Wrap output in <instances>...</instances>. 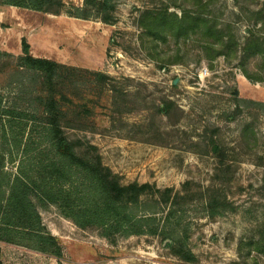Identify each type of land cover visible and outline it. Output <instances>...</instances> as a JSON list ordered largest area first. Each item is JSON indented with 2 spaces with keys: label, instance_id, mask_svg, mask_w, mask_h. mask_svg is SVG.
Returning <instances> with one entry per match:
<instances>
[{
  "label": "rangeland",
  "instance_id": "rangeland-1",
  "mask_svg": "<svg viewBox=\"0 0 264 264\" xmlns=\"http://www.w3.org/2000/svg\"><path fill=\"white\" fill-rule=\"evenodd\" d=\"M110 2L113 26L93 18L83 23L81 32L73 24L58 38L47 35L50 48L62 53V65L79 69L71 76L62 74V85L55 90L62 96L60 103L71 108L62 111L63 133L78 144V154L83 152L80 143L95 147L103 166L122 185L149 184L179 192L187 229L183 246L193 261L176 257L160 237H116L111 243L98 228L79 229L57 206L35 202L43 226L64 251L61 263L2 243L0 263L264 264V55L244 51L250 36L264 47V0ZM64 3L67 8L83 6V0ZM184 12L216 24L224 34V47L212 45L204 27H186L179 36L157 25L148 29L155 14L179 18ZM1 26L9 27L7 21ZM14 59L3 60L0 91L7 102L33 115L27 120L35 149L29 157H37L47 151L38 145L46 116L36 98L48 97L49 90L15 68ZM89 72L107 75L110 86ZM85 106L92 109L89 117L83 113ZM18 125L6 137L9 154L16 159L6 165L11 173L21 159ZM211 138L224 151L222 162L210 151ZM209 196L219 205L213 219L204 206Z\"/></svg>",
  "mask_w": 264,
  "mask_h": 264
},
{
  "label": "trees",
  "instance_id": "trees-1",
  "mask_svg": "<svg viewBox=\"0 0 264 264\" xmlns=\"http://www.w3.org/2000/svg\"><path fill=\"white\" fill-rule=\"evenodd\" d=\"M2 7H17L52 15L64 14L81 20L96 18L110 26L116 22L110 0H83L82 7L70 5L69 8L64 0H0ZM150 19L149 30L157 25L170 29L175 36L184 32L186 27H204L212 45L219 50L224 47V34L206 17L184 12L179 18L159 13ZM250 37L244 47L245 53L255 50L257 55H264L263 44L255 37ZM233 44L236 48L237 44ZM22 53V56L14 57L0 51V71L5 58H15V68L28 72L33 76V82L41 80L48 88V97L36 98L42 103L46 116L44 134L38 145L43 144L47 152L29 157L35 149L31 147L32 137L27 131V120L33 115L16 103L7 102L0 91V243L22 247L60 262L63 258L62 248L58 239L46 231L37 207V204L40 207L54 205L76 227L82 230L96 227L101 231V236L111 243L116 237H160L167 242L176 257L193 261V255L185 251L183 246L187 229L182 226L180 207L184 204L179 192L173 189L160 190L149 184L122 185L119 177L103 166L95 147L82 146L80 143L83 152L78 154V144L65 137L61 126L64 117L62 111L70 107L60 103L62 96L58 97L55 90L58 85H62L65 77L62 74L71 76L79 69L32 57L30 47L24 40ZM88 74L104 86H110L107 75ZM243 75L252 82V76L245 72ZM166 108L167 105L164 110ZM75 112L79 115L78 110ZM83 113L89 117L92 109L85 106ZM15 122L19 124L16 143L21 149V159L16 172L11 173L7 171L6 165L14 163L16 159L9 154L6 137L7 132L17 124ZM209 148L213 156L222 162L224 151L214 138L210 139ZM26 165L28 171L24 169ZM204 206L209 218L213 219L219 214V205L214 198L207 197Z\"/></svg>",
  "mask_w": 264,
  "mask_h": 264
},
{
  "label": "crops",
  "instance_id": "crops-1",
  "mask_svg": "<svg viewBox=\"0 0 264 264\" xmlns=\"http://www.w3.org/2000/svg\"><path fill=\"white\" fill-rule=\"evenodd\" d=\"M6 21L9 27L4 29L1 24ZM87 21L64 14L52 15L17 7H2L0 8V51L14 57L22 56L24 40L30 47L32 57L61 63L62 53L60 49L55 51L50 48L47 35L51 33L58 38L66 31L65 28L74 25H76L75 30L81 32L83 23ZM62 253L64 257L63 249Z\"/></svg>",
  "mask_w": 264,
  "mask_h": 264
}]
</instances>
